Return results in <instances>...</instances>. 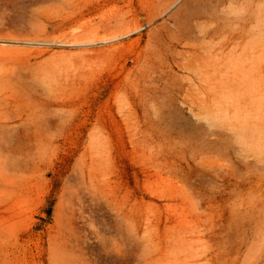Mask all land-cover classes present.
Returning <instances> with one entry per match:
<instances>
[{"label":"rangeland","instance_id":"obj_1","mask_svg":"<svg viewBox=\"0 0 264 264\" xmlns=\"http://www.w3.org/2000/svg\"><path fill=\"white\" fill-rule=\"evenodd\" d=\"M0 264H264V0H0Z\"/></svg>","mask_w":264,"mask_h":264}]
</instances>
